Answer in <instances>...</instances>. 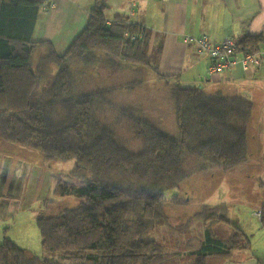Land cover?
Here are the masks:
<instances>
[{
    "label": "trees",
    "instance_id": "obj_1",
    "mask_svg": "<svg viewBox=\"0 0 264 264\" xmlns=\"http://www.w3.org/2000/svg\"><path fill=\"white\" fill-rule=\"evenodd\" d=\"M41 7V0H0V142L37 151L44 162L73 160L53 194L80 202L36 219L42 247L58 258L41 259L4 238L0 264H171L162 241L147 239L168 224L165 193L198 174L227 173L248 160L252 102L168 84L176 132H167L124 99L145 84L146 71L158 80L171 79L151 63L148 29L125 16L108 25L106 0H95L86 27L59 55L50 42L33 41ZM127 33L140 37L131 41ZM263 42L246 36L238 50L254 53ZM100 69L108 75L120 71L122 82L96 86L91 75L99 76ZM121 128L138 151L119 136ZM220 208L227 209L204 205L193 218L227 222L223 216L208 217ZM260 221L264 227V207ZM226 224L232 234L221 239L208 231L198 247L188 249L189 264L225 258L241 247L245 236Z\"/></svg>",
    "mask_w": 264,
    "mask_h": 264
},
{
    "label": "rangeland",
    "instance_id": "obj_2",
    "mask_svg": "<svg viewBox=\"0 0 264 264\" xmlns=\"http://www.w3.org/2000/svg\"><path fill=\"white\" fill-rule=\"evenodd\" d=\"M111 10L108 7L105 12L108 20L114 19ZM41 51L34 55L35 63ZM149 53L151 63L159 69L158 72L173 77L168 81L158 80L153 72L146 71L145 84L126 95L124 99L129 105H138L156 126L174 134L176 123L173 105L168 98L167 85L199 86L194 82L191 84L181 82V60L178 56H162L161 59L157 46ZM100 71L99 76L91 75V80L96 86L109 85L111 82L119 83L123 80L120 71L110 75L104 69ZM220 91L213 87L206 89L208 93ZM262 107L264 106L260 103H255L249 133L250 141H257L262 137L263 131L260 133L264 126V115L260 114ZM118 134L128 143L131 150L138 151L137 143L128 131L121 128ZM258 150L264 152V145L253 143L251 164L254 166L250 170L245 163L232 172L233 174L223 173L219 169L210 170L187 179L178 188L165 193L164 209L168 224L160 225L156 232L147 236V239L162 241L165 245V257L171 264L191 263L193 257L188 249L198 247L197 243L201 242V237L206 238L208 231L221 239L228 238L233 229L226 224L227 222L238 226L245 236V239H240L241 247L232 249L225 258H209L205 263L264 264V227L260 217L256 215L264 205V164H260L264 153ZM73 167V160L44 162L37 151L0 142V244L4 238H8L41 259L50 256L41 245L36 219L42 215L55 216L63 209H71L79 204L80 200L77 198L55 199L53 194L57 178H65ZM261 181L263 186H260ZM47 201L50 203L47 204ZM204 205L212 207L225 205L227 209L214 210L208 213V217L223 216L227 222L193 218L196 213L203 211ZM160 238L165 239L166 243ZM176 247L186 250L181 252ZM50 257L58 258L54 255Z\"/></svg>",
    "mask_w": 264,
    "mask_h": 264
},
{
    "label": "crops",
    "instance_id": "obj_3",
    "mask_svg": "<svg viewBox=\"0 0 264 264\" xmlns=\"http://www.w3.org/2000/svg\"><path fill=\"white\" fill-rule=\"evenodd\" d=\"M41 1L52 6L41 7L33 41L50 42L57 54L62 55L86 27L95 0ZM106 4L112 9L114 18L125 16L129 23L148 29L151 32L150 51L157 46L161 59L162 56H178L182 83H198L196 85L205 91L213 87L224 94L241 96L252 102L247 132L249 156L245 162L250 170L254 166L251 164L253 143L264 145V126L260 130V133L263 131L261 138L249 140L255 103L264 106V65H236L219 75L208 74V57L198 55L195 44L187 42L186 38L207 35L211 41L219 43L227 38L240 41L246 36H260L264 41V0H106ZM113 20H108V25ZM260 110L264 115V107ZM260 164H264V158L260 159ZM240 166L230 172H235ZM260 186H263V181Z\"/></svg>",
    "mask_w": 264,
    "mask_h": 264
},
{
    "label": "built area",
    "instance_id": "obj_4",
    "mask_svg": "<svg viewBox=\"0 0 264 264\" xmlns=\"http://www.w3.org/2000/svg\"><path fill=\"white\" fill-rule=\"evenodd\" d=\"M52 6L47 1L42 2V8ZM131 41L140 37L139 34H126ZM187 42L195 44L196 53L200 56H207L209 59L208 74L219 75L229 71L236 65L244 67H260L264 65V46L257 52L245 53L238 50V41L227 38L219 43H214L207 35L198 37H187ZM260 217V212L256 214Z\"/></svg>",
    "mask_w": 264,
    "mask_h": 264
}]
</instances>
